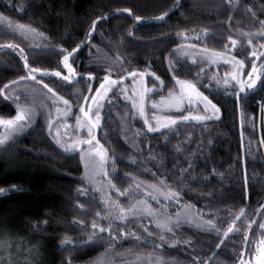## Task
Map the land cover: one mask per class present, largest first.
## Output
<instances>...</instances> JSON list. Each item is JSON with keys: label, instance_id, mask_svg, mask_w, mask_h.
Wrapping results in <instances>:
<instances>
[{"label": "trees", "instance_id": "16d2710c", "mask_svg": "<svg viewBox=\"0 0 264 264\" xmlns=\"http://www.w3.org/2000/svg\"><path fill=\"white\" fill-rule=\"evenodd\" d=\"M0 13L43 37L37 46L0 24L2 119L30 103L26 88L39 84L68 101L74 119L105 75L118 79L134 71L158 78L159 94L175 90L177 79L189 81L220 109L218 119L150 132L114 89L97 134L120 192L137 182L164 186L215 230L184 224L161 230L145 218L109 223L99 196L85 186L79 153L63 152L39 113L32 128L0 147V241L36 246L37 264L111 257L127 264L138 256L160 264H240L255 253L264 239V70L255 89L239 93L223 78L224 66L191 59L179 47L230 52L245 64V75L253 62L264 66V0H0ZM78 44L69 56L72 82L52 74L29 79L25 62L7 48L23 49L32 69L64 73L63 57Z\"/></svg>", "mask_w": 264, "mask_h": 264}, {"label": "rangeland", "instance_id": "374dc122", "mask_svg": "<svg viewBox=\"0 0 264 264\" xmlns=\"http://www.w3.org/2000/svg\"><path fill=\"white\" fill-rule=\"evenodd\" d=\"M0 24L15 30L17 34L29 39L37 46L43 43V37L39 33L25 25L14 22L1 13ZM20 25L24 27H18ZM2 48L5 47H0V49ZM7 48L13 50L20 55V57L23 55L20 49L15 46H7ZM179 49L180 53L191 59L203 60L213 66H224L223 78L233 83L237 87L239 93L255 89L262 78L264 66L256 63L257 75L260 79L257 81L254 88H245L243 92H240L237 81L247 80L248 77V74L245 75L244 63L242 69L238 68V62L241 61L240 59H237L230 52L211 50L194 43L183 44ZM257 59L258 57L256 56L255 60ZM22 60L25 62L24 59ZM62 65L64 73H62L60 77L55 76V72H47V74H52L61 80H64V76H69V80L65 81L72 82L77 76L73 71L70 72L69 69L65 68L63 60ZM131 73L135 75H129L128 73L123 76V80L109 76L110 79L114 80L116 83L109 84L108 92L100 94V99L98 101H93L92 96L97 95L95 90L83 102L85 111L89 112L93 120L96 118V111H99V126H92L91 122L83 115L80 109L78 114L72 119L71 105L69 103L65 104L64 101L66 100L64 98L61 99L59 95L48 87L45 88L42 84L34 87L28 86L26 91L30 97L28 100L31 102L23 103L19 107V110L23 111L25 115V119L19 122L23 127L19 131L9 134L5 126L0 125V147L12 142L16 137L32 128L37 118L42 113L44 114L47 133L55 144L65 153H79L83 165L85 186L99 196L105 207L104 216L106 215L105 218L109 223L119 224L134 219L145 218L150 221L154 228L161 230L170 229L183 224L202 230H215L214 224L204 219L196 208L188 204H180L176 196L164 186L137 182L124 192H120L111 180L108 153L101 144L96 145L95 140H93L91 144L80 143L79 147L73 146L78 141H88L90 139L89 127H91L92 136H95L96 140H98L97 134L102 118L101 111L104 102L114 89L131 104L134 113L142 119L144 124L145 119L148 120L145 126L150 132L173 127L179 122L200 123L220 117V111L218 113L214 112L211 106L207 105L206 102L197 95V87L196 90L188 89L186 86L182 89L178 81L186 80L177 79L175 81V90L165 94H159L162 85L159 79L150 71H134ZM47 74H45V70H41L40 72L34 73L35 79L30 75L28 78L37 80L38 76H45ZM233 74L236 76L235 80L232 79ZM149 78L155 79L159 85L149 84ZM103 81L104 79L101 82ZM39 83L41 82L39 81ZM100 84L97 88L100 87ZM198 92L200 91L198 90ZM156 93L158 94L156 95ZM181 95L184 97L183 103L177 106L176 100ZM189 96H191V101L188 98ZM141 104L143 105L144 115H141ZM89 105H92L91 109H89ZM175 112H183V114L181 116H175ZM185 116H187L188 119H180V117ZM167 117L175 118L176 122L170 124L166 119ZM196 117H204V119H196ZM93 147H97L98 150L105 153L102 165L100 163V157L91 153ZM128 198H132L133 200L129 201L128 204H123V201ZM121 209L125 210L123 215L121 214ZM157 221L166 223V226L162 227ZM260 247L261 245L258 243L255 246V253L250 257L247 256L243 258V264H248L249 261H251V264H258ZM36 250V246L30 245L22 239H4L0 241V264H37L38 259ZM126 260L125 262L127 264H160L156 258L151 256H138L132 261H129L131 257H128ZM115 262V258L111 257V260H109V258H101L95 264H114Z\"/></svg>", "mask_w": 264, "mask_h": 264}, {"label": "snow or ice", "instance_id": "6c2138e0", "mask_svg": "<svg viewBox=\"0 0 264 264\" xmlns=\"http://www.w3.org/2000/svg\"><path fill=\"white\" fill-rule=\"evenodd\" d=\"M125 11H127V9ZM163 15L164 14L162 13L161 16H163ZM99 19H100V17H97V20H99ZM136 19L139 20L140 18L139 17H136ZM95 23H96V21H93V26H95ZM18 27L23 28L24 26L20 25ZM229 39L231 40L232 37H229ZM232 43H233V45H235L236 41L233 40ZM16 47H18V46H16ZM79 47H80L79 44L76 45V47L73 48L71 52H68L63 57L64 66H65V68L69 69L70 72L73 71V69H72V65L69 63V56H71L72 53L76 52ZM20 51H21V53H23V49H20ZM214 55H215V53H214ZM252 55H255V53H252ZM21 58L25 60V67L28 69L29 75L33 79H35L34 73L35 72H40L41 69H39V68H37V69L30 68L28 66V64H27L26 58L23 55L21 56ZM238 68H240V69L243 68V61L238 62ZM45 74H47V71L46 70H45ZM54 75L57 76V77H60L62 75V73L59 72V71H56L54 73ZM88 75L91 76L90 73ZM129 75H133L134 76L135 74L134 73H129ZM69 78H70L69 76H64L63 77L64 80H69ZM120 79L123 80L124 77L122 76V77H120ZM232 79L233 80L236 79V76L234 74L232 76ZM259 79H260V77L257 75V69H256V66H255V62H253V67H252V70L250 72H248L247 80H239V81H237V84H238V87H239V91L240 92H243L245 90V88H247V89L254 88L256 86L257 81ZM41 83H43V81H41ZM114 83H116L114 80H111L108 75H105L104 81L101 82L100 87L96 89L97 95L92 96V100L93 101H98L100 99V94L107 93L108 90H109V84H114ZM178 83L181 84L182 89L186 86L188 89L196 90V85L195 84H192L190 82H187V81H178ZM225 83H227V81H225ZM44 87L47 88L48 86L47 85H44ZM3 91H4V89H0V92H3ZM196 91H197V95L203 101H205L207 105H210L214 112L218 113L220 111V109L215 104H213L212 101L207 96H205L201 92H198V90H196ZM188 98L191 101V96H189ZM61 99H63V98L61 97ZM85 99H87V97H85ZM183 100H184V97L182 95L179 96L177 98V100H176L177 106H179L180 104H182L183 103ZM64 103L65 104H68V101H64ZM88 107H89V109H91L92 108V105H89ZM80 110L83 113V115L86 118H88V120L91 122V125L92 126H99V124H100V113H99V111H96V113H95V117L96 118H95V120H93L92 117L89 115V112L88 111H85V106L83 104L80 105ZM141 115H144V113H143V105L142 104H141ZM24 119H25L24 112L21 111V110H18L17 111V114H16V116L14 118H11V119H2V118H0V125L5 126V128L8 130V132L10 134L11 132L19 131L23 127V125L20 124L19 122L20 121H23ZM166 119L168 120V122L170 124H174L176 122L175 118H173V117H167ZM180 119H188V117L187 116L180 117ZM196 119H204V117H196ZM147 123H148V120L145 119V124H147ZM150 130H153V129H150ZM88 131H89L90 139L88 141H78L73 146L79 147V144L80 143H89V144H91V142L93 140H95L96 145H100L99 140H96L95 136H92V134H91V127H89V130ZM91 153H94L95 155H97V156L100 157V163L102 165L103 164V161H104V158H105V153L102 152V151H100V150H98L97 147H93L91 149ZM3 191H4V189L0 188V192H3ZM262 207H264V205H262ZM120 211H121V214L123 215V213H124L125 210L124 209H121ZM129 211H131V210H129ZM121 218H122V216H121ZM81 223H83V221H81ZM157 223H160L162 227L163 226H166V223H162L160 221H157ZM97 227H98L97 225L93 224V228L94 229L97 228ZM249 227H251V223L249 224ZM259 227H260V229H264V222H261L260 225H259ZM101 231H103V229H101ZM231 231H233V229L232 228H229L225 232V235H227L228 232H231ZM247 239H248L247 233H245V242H247ZM66 240H67V238H66ZM259 243H260L261 247L259 249L260 256H259L258 264H264V239H262ZM217 247H219V245H217ZM241 264H243V261H241ZM248 264H251V261H249Z\"/></svg>", "mask_w": 264, "mask_h": 264}, {"label": "water", "instance_id": "95a60500", "mask_svg": "<svg viewBox=\"0 0 264 264\" xmlns=\"http://www.w3.org/2000/svg\"><path fill=\"white\" fill-rule=\"evenodd\" d=\"M261 120H262V128L264 130V98L261 105Z\"/></svg>", "mask_w": 264, "mask_h": 264}]
</instances>
